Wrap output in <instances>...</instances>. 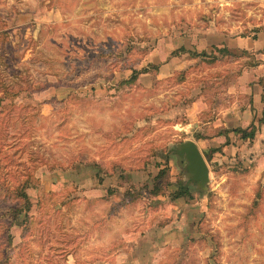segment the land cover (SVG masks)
Wrapping results in <instances>:
<instances>
[{
    "label": "rangeland",
    "instance_id": "rangeland-1",
    "mask_svg": "<svg viewBox=\"0 0 264 264\" xmlns=\"http://www.w3.org/2000/svg\"><path fill=\"white\" fill-rule=\"evenodd\" d=\"M262 29L261 0H0V264H264V55L217 44Z\"/></svg>",
    "mask_w": 264,
    "mask_h": 264
},
{
    "label": "water",
    "instance_id": "water-1",
    "mask_svg": "<svg viewBox=\"0 0 264 264\" xmlns=\"http://www.w3.org/2000/svg\"><path fill=\"white\" fill-rule=\"evenodd\" d=\"M168 153L175 156L176 164L181 167L185 174V181L179 182L180 188L196 186L204 190L209 180L208 164L193 139L187 138L173 144L168 149Z\"/></svg>",
    "mask_w": 264,
    "mask_h": 264
},
{
    "label": "crops",
    "instance_id": "crops-1",
    "mask_svg": "<svg viewBox=\"0 0 264 264\" xmlns=\"http://www.w3.org/2000/svg\"><path fill=\"white\" fill-rule=\"evenodd\" d=\"M262 3L264 4V0H261ZM218 34V33H216ZM222 34L221 39H219V41L217 42L218 46L220 47V45L222 47H226V49L228 51L231 52H236L239 50H254V51H258L261 54L264 55V29L259 30L256 32V36H237V37H231L230 35H225V33H219V35ZM218 37V36H217ZM264 65V61L261 62L260 65ZM252 86H254L252 88ZM252 86L248 85V88H251L250 92L252 95V104L253 106H255V109L253 110V112H255L257 110V113L259 111H262V109L264 108V101L262 99V94L264 93V87L258 83V82H254L252 84ZM246 90V89H245ZM234 104V103H233ZM250 104L248 106V108L243 107V111L244 113L242 114V118L248 120L247 123L243 124V123H237L239 125H235L236 126H241V127H245L247 125H249L251 122L256 123L257 118H253L254 115L252 113V111L250 110ZM222 110V109H221ZM225 110H234L233 107H228ZM224 112V110L222 111ZM247 112V114H246ZM242 119V120H243ZM219 135H221V133L218 132ZM192 139V138H190ZM194 140V139H193ZM195 141V140H194ZM195 143L197 144V142L195 141ZM197 146L199 147V145L197 144Z\"/></svg>",
    "mask_w": 264,
    "mask_h": 264
},
{
    "label": "trees",
    "instance_id": "trees-1",
    "mask_svg": "<svg viewBox=\"0 0 264 264\" xmlns=\"http://www.w3.org/2000/svg\"><path fill=\"white\" fill-rule=\"evenodd\" d=\"M182 49H184V48H182ZM262 99L264 101V93L262 94ZM261 112H262L261 118H264V108L262 109ZM231 130L234 133H237L240 138H243V139L252 138L255 134V131H256V125H255V123L251 122L249 125H247L245 127L236 126V127H233ZM22 187H23V190L20 189L22 191H20L19 193L23 198V206L22 207L27 211V209L29 208V200H28V194L25 191L26 184L23 183ZM184 191L185 190L182 189V192L180 194H182Z\"/></svg>",
    "mask_w": 264,
    "mask_h": 264
}]
</instances>
